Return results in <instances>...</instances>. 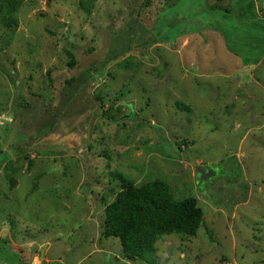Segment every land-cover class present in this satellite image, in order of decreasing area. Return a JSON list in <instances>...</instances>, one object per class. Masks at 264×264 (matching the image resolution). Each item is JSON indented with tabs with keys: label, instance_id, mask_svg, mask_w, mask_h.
<instances>
[{
	"label": "rangeland",
	"instance_id": "374dc122",
	"mask_svg": "<svg viewBox=\"0 0 264 264\" xmlns=\"http://www.w3.org/2000/svg\"><path fill=\"white\" fill-rule=\"evenodd\" d=\"M17 17L14 36L0 24V264H264V0H27ZM201 165L218 170L203 186ZM118 173L197 198V236L128 259L104 236Z\"/></svg>",
	"mask_w": 264,
	"mask_h": 264
},
{
	"label": "trees",
	"instance_id": "16d2710c",
	"mask_svg": "<svg viewBox=\"0 0 264 264\" xmlns=\"http://www.w3.org/2000/svg\"><path fill=\"white\" fill-rule=\"evenodd\" d=\"M26 1L0 0V24L11 36L19 29L17 13ZM87 7L84 5L89 11ZM67 54L72 62L68 66L74 67L76 60L73 52L68 51ZM72 82L74 78L69 81V87ZM117 177L121 191L105 209L104 236L120 240L128 259L146 260L149 257L153 260L157 240L164 235L197 236L204 222V212L197 198L175 200L170 186L160 179L137 185L122 173H118Z\"/></svg>",
	"mask_w": 264,
	"mask_h": 264
},
{
	"label": "water",
	"instance_id": "95a60500",
	"mask_svg": "<svg viewBox=\"0 0 264 264\" xmlns=\"http://www.w3.org/2000/svg\"><path fill=\"white\" fill-rule=\"evenodd\" d=\"M196 178L200 186H203L206 181L217 177L218 170L213 169L211 166L201 165L196 168Z\"/></svg>",
	"mask_w": 264,
	"mask_h": 264
},
{
	"label": "crops",
	"instance_id": "0c3cea01",
	"mask_svg": "<svg viewBox=\"0 0 264 264\" xmlns=\"http://www.w3.org/2000/svg\"><path fill=\"white\" fill-rule=\"evenodd\" d=\"M258 65H259V64H258ZM258 65H257V66H258Z\"/></svg>",
	"mask_w": 264,
	"mask_h": 264
}]
</instances>
